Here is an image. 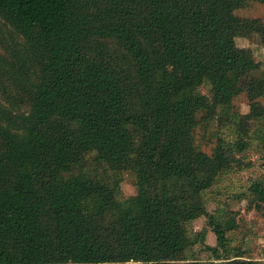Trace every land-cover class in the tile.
<instances>
[{
  "label": "trees",
  "instance_id": "obj_1",
  "mask_svg": "<svg viewBox=\"0 0 264 264\" xmlns=\"http://www.w3.org/2000/svg\"><path fill=\"white\" fill-rule=\"evenodd\" d=\"M253 3L0 0V264H177L194 247L196 264H264L227 208L264 217V173L221 188L264 155V65L238 44L264 45V19L237 13Z\"/></svg>",
  "mask_w": 264,
  "mask_h": 264
},
{
  "label": "rangeland",
  "instance_id": "obj_2",
  "mask_svg": "<svg viewBox=\"0 0 264 264\" xmlns=\"http://www.w3.org/2000/svg\"><path fill=\"white\" fill-rule=\"evenodd\" d=\"M238 15L248 17H260L264 19V4L253 3L248 8H243L237 11ZM238 44L241 47L247 49L248 55L253 59L263 63L264 65V45L261 44L258 36L254 35L247 39H238ZM244 97H240L236 100V104L241 107L242 110L246 108V102ZM264 104V97L260 99ZM222 126V120L219 119L212 123L213 129H218ZM198 142H201L203 149L206 152L210 151L211 144L206 143L203 139L198 138ZM250 159L253 161L254 166L249 169L243 170L235 175L229 176L222 184L221 188H228L229 192L238 191L242 187H245L250 178H254L264 173V155L256 152H250ZM136 193V186L133 183V178L130 174L124 173L121 183V189L119 198L125 199ZM228 211L229 215L240 220V224L243 226L244 239L246 245L250 248L249 255L255 259H261L264 261V217L258 216L254 211L246 210V200H234L228 199ZM215 202L208 203V209L214 210L218 205ZM192 227L196 231H201L204 227V218H199L192 223ZM237 242V240H236ZM205 243L214 246L216 244V237L209 227H206ZM199 247L189 248L184 254V258L178 261L177 264H196L198 259H208L209 253L199 254ZM248 255V256H249Z\"/></svg>",
  "mask_w": 264,
  "mask_h": 264
}]
</instances>
